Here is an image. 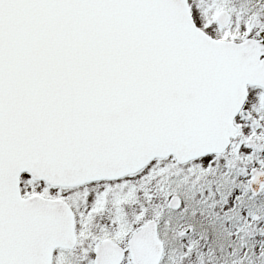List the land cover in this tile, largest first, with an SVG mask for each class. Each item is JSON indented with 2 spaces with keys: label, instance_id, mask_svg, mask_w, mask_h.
Listing matches in <instances>:
<instances>
[{
  "label": "snow or ice",
  "instance_id": "6c2138e0",
  "mask_svg": "<svg viewBox=\"0 0 264 264\" xmlns=\"http://www.w3.org/2000/svg\"><path fill=\"white\" fill-rule=\"evenodd\" d=\"M0 264H264V0H0Z\"/></svg>",
  "mask_w": 264,
  "mask_h": 264
}]
</instances>
